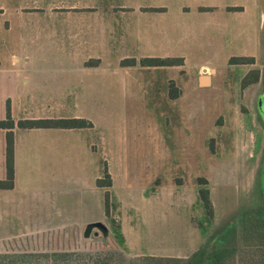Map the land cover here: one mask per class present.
Returning <instances> with one entry per match:
<instances>
[{
    "label": "rangeland",
    "instance_id": "1",
    "mask_svg": "<svg viewBox=\"0 0 264 264\" xmlns=\"http://www.w3.org/2000/svg\"><path fill=\"white\" fill-rule=\"evenodd\" d=\"M219 1L251 8L244 23L235 26L243 29V35L234 33L228 38L232 44L225 39V45L236 56L255 55L254 65L229 66L224 55L215 60L209 47V52L195 54L188 62L186 74L177 68L155 71L158 83L154 88L148 84L126 86L125 81H131L129 77L107 75L105 86L102 78L98 83L95 76L85 92L56 93L58 108L53 111L54 117H70L76 112L73 101L78 100L77 111L96 124L94 132L84 134L96 139L106 165L112 166L116 185L109 187L111 191L96 187L97 161L87 171L76 172L71 170L67 155L58 156L60 165L55 174L60 180L54 196L57 204L55 201L45 206L43 212L41 207L33 212L28 205L23 222L11 221L4 228L28 226L34 224V219L48 226L53 221L81 224L96 218L105 219L110 229L106 235H95L94 229L89 237L84 234L86 227L70 232L56 228L51 232L46 228L39 232H0V264H183L202 246L213 248L223 243L233 246L226 264H264V222L258 215L264 205V23L259 21L264 0ZM1 3L12 6L33 1L0 0ZM50 20H55L54 14H50ZM28 35L22 36L17 26L8 35L4 31L9 40L4 52H60V46L44 36L38 44L27 43L31 40ZM114 61H109L111 67H126L123 60ZM67 63L58 62L59 82L64 79L60 70ZM110 64L107 62V67ZM252 65L259 69L260 79L244 87L243 77ZM136 66L148 68L140 61ZM204 66L219 70L211 87L202 88L198 82L199 75L205 74L200 70ZM60 85L67 88L64 83ZM171 89L178 90L180 101L171 97ZM34 94L38 98L49 95L39 91ZM39 105L32 108L36 110ZM72 141L66 137L60 140L59 147L68 151ZM72 177L79 181H71ZM199 177L208 180L213 217L207 215L199 197ZM36 181L46 183L39 178ZM106 193L109 212L105 218ZM57 208L61 213L56 214ZM126 208L132 223L127 238L120 232V210L124 215ZM20 242L26 251H10Z\"/></svg>",
    "mask_w": 264,
    "mask_h": 264
},
{
    "label": "crops",
    "instance_id": "2",
    "mask_svg": "<svg viewBox=\"0 0 264 264\" xmlns=\"http://www.w3.org/2000/svg\"><path fill=\"white\" fill-rule=\"evenodd\" d=\"M32 1V4L19 3L12 6L0 4V119L6 118L9 104L12 118L16 123L13 128L15 138L14 186L12 188L0 187V222H3L0 223V232H39L44 228L50 232L55 228L59 232L61 230L70 232L76 228H85L93 222H101L103 224L101 228L108 231L110 228L105 219L96 218L81 224L60 221L54 223L53 221L48 226L47 223L43 225V223L40 224L39 219H34V224L28 226L23 224L14 230L4 228V225L8 227V223L11 221L23 222L26 219L28 205L32 207L30 210L33 212H36L38 207H41L43 212L45 206L55 203L57 182L60 180L55 174L60 165L58 156L64 158L67 155L69 161L72 162V164L70 163L71 170L76 172L87 171L88 167L97 161L98 173L94 175L96 187L104 191L109 188L97 184V180L105 175L107 165L104 153L100 151L99 145L96 146V139L84 134V131L94 132L96 124L77 111L78 100L73 101L76 112L70 117L62 115L54 117L53 111L58 108V97L55 94L67 91L70 93L85 92L84 90L94 83V79L91 81V78L95 76L98 77V83L102 78L101 83L105 86L104 78L107 75L129 77L131 81L126 80V86L135 87L137 84H148L154 88L158 83L155 71L177 68L186 74L185 68L188 62L193 60L195 54L209 52V47H211L215 60L222 55L225 56L222 58L230 60L236 55L226 48L225 39L229 41L228 38L233 37L234 33L236 36L243 35V29H235V26L240 22L244 23L251 8L248 5L229 4L219 0ZM50 14H54L53 22L50 20ZM260 16L262 18L259 21L264 23V11L260 13ZM256 17L258 21V13ZM235 18L239 20L236 23ZM255 21L254 17L253 22L255 23ZM16 26L20 28L22 36L31 32L28 36L32 41L27 40V43L38 44V41L40 43V40L45 37L57 47L60 46V52L55 54H34L27 51L4 52V47L9 44V40L4 37V31L5 35H8ZM42 36L44 37L42 38ZM229 43L232 44L231 41ZM218 44L221 47L218 48ZM241 54L240 56H252L257 60L255 55ZM154 57L181 58L184 64L157 66L156 68L150 66L138 68L136 65L113 68L109 63L113 58L115 61L135 59L139 62L144 58ZM95 60L99 63L87 64L88 61ZM63 61L69 63L66 64L67 67L64 66L60 70L64 79L59 82L57 76L60 64L58 62ZM107 62L110 64L108 67ZM232 65L229 63V66ZM253 65L249 69H255ZM209 68H212L210 73L208 72ZM200 70L205 74L199 75L198 82L201 75H209L211 84L202 88L211 87L213 78L219 73V70L216 67L208 66H204ZM179 72L180 70H178L180 75ZM166 75V85H169V74ZM148 76L147 81L143 80V77L147 78ZM63 83L67 88H61L63 86L60 84ZM177 83L181 85L180 82ZM38 91L49 95L38 98L34 94ZM178 98L175 100L180 101ZM37 100L39 102H36ZM39 103V109L35 108L36 110H34L32 107H37ZM76 117L89 119L93 126L20 128L17 125L19 120L25 119ZM7 131L6 128L0 127V180H5L7 176ZM66 137L69 141L77 142L74 144L72 141L68 151L59 147L60 140H66ZM110 166V164L107 166L112 179L110 187L114 188L116 176ZM37 178L46 183L44 185L37 183ZM71 181L79 180L78 177H72ZM42 187L44 188L41 189ZM108 190L111 191V188ZM133 210L131 209V211ZM120 211L122 217L120 232H124L127 238L126 232L132 230L131 212L126 208L125 213L126 211L127 213L123 215L122 210ZM57 213H61L59 208L56 209ZM104 217H108L107 212ZM85 230L86 228L84 232ZM96 231L98 232V229L94 232ZM99 232L101 231L99 230ZM5 244L4 246H6ZM20 244L18 248H12L10 251H26L24 243L20 242Z\"/></svg>",
    "mask_w": 264,
    "mask_h": 264
},
{
    "label": "trees",
    "instance_id": "3",
    "mask_svg": "<svg viewBox=\"0 0 264 264\" xmlns=\"http://www.w3.org/2000/svg\"><path fill=\"white\" fill-rule=\"evenodd\" d=\"M122 61L123 66L136 65L137 61L135 59ZM254 57L252 56H236L232 57L229 60L230 64L237 63H254ZM142 66H174V65H183L184 61L181 58H144L140 60ZM91 65V64H89ZM259 69L250 70L242 80L243 86L246 87L252 83H256L260 79ZM172 98H177L179 96L178 90H172L170 92ZM16 123L11 115V108L8 104L7 106V115L5 119H0V127L6 128L8 131L6 133V168H7V176L5 180H0L1 188H12L14 186L15 179V138L13 128ZM17 125L20 128H32V127H61V128H83V127H91L93 123L86 118H35V119H25L19 120ZM198 183L201 185L199 188V197L203 203V206L206 210V213L209 217H213L214 215V207L210 198V190L207 187L208 180L205 177H199ZM97 184L99 186L110 187L112 185L111 175L108 171V168L105 169V175L103 178H99L97 180ZM264 184V179H263ZM264 186V185H263ZM108 193H106V212L108 214ZM259 218L262 222H264V205L262 206V211L258 212ZM95 226L102 227L101 222L94 223ZM89 228H93L94 225L91 223L88 225ZM91 230H85V235L89 236ZM233 247L231 245L226 244H218L213 248H208L207 246H202L189 257L183 260V264H226L227 257L232 253ZM173 261L179 262L181 260L174 259Z\"/></svg>",
    "mask_w": 264,
    "mask_h": 264
},
{
    "label": "water",
    "instance_id": "4",
    "mask_svg": "<svg viewBox=\"0 0 264 264\" xmlns=\"http://www.w3.org/2000/svg\"><path fill=\"white\" fill-rule=\"evenodd\" d=\"M207 72V70H206ZM199 84L202 86H209L210 83V76L209 75H201L199 78ZM92 228H88V230H91Z\"/></svg>",
    "mask_w": 264,
    "mask_h": 264
},
{
    "label": "flooded vegetation",
    "instance_id": "5",
    "mask_svg": "<svg viewBox=\"0 0 264 264\" xmlns=\"http://www.w3.org/2000/svg\"><path fill=\"white\" fill-rule=\"evenodd\" d=\"M94 223H96V222H93V223H92V224L94 225V227L91 229L90 235L92 234V231H93L94 229H98V232H97V231L94 232L95 235H99V233H102V234L106 235V234L108 233L107 230H104V228H101V227H99V226H95ZM89 224H91V223H89ZM89 224H88V225H89ZM88 225H87V227L89 228ZM87 227H86V229H87ZM99 230H100L101 232H99ZM84 234H85V232H84ZM90 235H89V236H90ZM89 236H87V237H89Z\"/></svg>",
    "mask_w": 264,
    "mask_h": 264
}]
</instances>
